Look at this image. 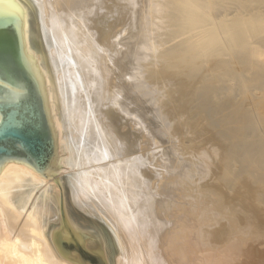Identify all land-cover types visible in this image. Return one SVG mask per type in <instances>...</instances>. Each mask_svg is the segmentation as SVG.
I'll return each instance as SVG.
<instances>
[{"label":"bare ground","instance_id":"1","mask_svg":"<svg viewBox=\"0 0 264 264\" xmlns=\"http://www.w3.org/2000/svg\"><path fill=\"white\" fill-rule=\"evenodd\" d=\"M17 1L68 217L71 202L122 236L126 254L107 264H264V0ZM109 104L140 126L134 150ZM33 185L57 199L49 236L56 206L22 210ZM64 223L59 183L6 162L0 264H84L53 237Z\"/></svg>","mask_w":264,"mask_h":264},{"label":"water","instance_id":"2","mask_svg":"<svg viewBox=\"0 0 264 264\" xmlns=\"http://www.w3.org/2000/svg\"><path fill=\"white\" fill-rule=\"evenodd\" d=\"M24 12L17 0H0V172L6 162L27 164L59 183L65 209L58 237L68 258L107 264L97 227L69 219L62 188L58 123L52 122L45 76L24 44Z\"/></svg>","mask_w":264,"mask_h":264},{"label":"rangeland","instance_id":"3","mask_svg":"<svg viewBox=\"0 0 264 264\" xmlns=\"http://www.w3.org/2000/svg\"><path fill=\"white\" fill-rule=\"evenodd\" d=\"M140 32H141V29H140ZM57 63V62H56ZM59 67H61V65H59ZM66 86V85H65ZM66 100V99H65ZM68 100V99H67ZM64 102H68V101H64ZM112 104H109L108 105V107L110 108H108V112L113 116V117H115V118H117V119H119V121H120V123H119V126H118V132L121 134V135H124L126 138H127V140H128V144L126 145V147H125V149H127V150H129V151H131V150H134V147H133V144H135V143H137L138 142V140L140 139V138H142L143 136L142 135H144L143 134V132L140 130V126H138L137 125V123L136 124H134L135 123V120H133L130 116H127V115H125V114H123V113H121L120 111H117V109L114 107V105H112ZM64 107H65V104H64ZM106 108V109H107ZM114 109V110H113ZM116 109V110H115ZM114 111H116V112H114ZM120 112V113H119ZM115 113H116V115H115ZM118 113V114H117ZM122 114V115H121ZM119 115H121V116H119ZM120 118H119V117ZM122 117V118H121ZM129 120H132L131 122L129 121ZM134 121V122H133ZM128 122H130V124L128 123ZM123 124V125H122ZM125 124V125H124ZM128 124V125H127ZM130 125H134V127L132 128V126H130ZM137 125V126H136ZM123 126H125V127H127V128H123ZM122 129H124V130H122ZM135 127H136V129H135ZM130 128V129H129ZM132 129V130H131ZM127 130H128V132H127ZM139 130V131H138ZM128 133V134H127ZM140 133H142V134H140ZM131 135V136H130ZM136 135V138L134 137ZM140 136H142V137H140ZM84 139H85V134H84ZM129 137V138H128ZM139 138V139H138ZM86 142V141H85ZM97 143H98V148H99V150L101 151V155L104 157V156H106L107 154H110V153H112L110 150H108V149H105L104 148V146L101 144V142H99V141H97ZM130 144V145H129ZM131 146V147H130ZM73 169H75V168H69V171H67L68 172V174H72L73 176H74V174H76V172H77V169H75V170H73ZM65 174H67V173H65ZM66 176V175H65ZM33 187V191H32V200L30 199L28 202H27V204H26V206L25 207H22V210L24 211V212H27V211H29V210H32L33 208H35L38 204H39V202H42V200H43V203H46V202H49L51 205H52V207L54 208L55 206V210H54V215H53V217H48V218H44V221L46 222V227H47V230H46V236H49V234L51 233V231H52V226H55V224H57L58 222H59V220H60V213H59V207H58V205H57V199H56V197H55V194L53 193L52 194V191L48 188V190L46 191V192H44V191H42V189L39 187V186H36V185H33L32 186ZM20 190L21 189H17L16 190V192L15 193H19L20 192ZM19 191V192H18ZM50 198L49 200H48V198ZM52 198H53V200H52ZM47 199V200H46ZM54 203H53V202ZM37 202V203H36ZM53 204H52V203ZM34 203V204H33ZM56 203V205H54ZM67 206L69 207V209H70V211H69V213H70V215H71V217H72V220H74V221H77L78 220V222H80V221H85V222H83L82 223V225L85 227V228H94V227H97L98 228V231H99V234H100V237H101V240H102V244H103V247H104V254L105 255H107V257H109L108 259H114V258H117V257H122V256H124L123 254L125 253L126 254V251L124 252V248L125 247H123L124 246V242L122 241L123 239H120V238H122V236L119 234V235H117L119 232H117V230H116V228L114 227V225H113V227H112V229L113 230H111V232H109L110 233V241L108 240V237L105 235V233H104V228L102 227V222L101 221H99V220H96V219H94L92 216H89V217H85L84 218V216H79V212H77L76 211V209H74L75 207H74V205L70 202V204L69 203H67ZM57 208V209H56ZM73 209V210H72ZM27 210V211H26ZM58 215V216H57ZM77 217V218H76ZM106 218H108V221L110 222V223H112L111 221H110V219H109V217H106ZM58 219V220H57ZM48 220V221H47ZM81 223V222H80ZM54 224V225H53ZM111 225V224H110ZM107 227V226H106ZM51 230V231H50ZM114 230H116V231H114ZM123 242V243H122ZM122 244V245H121ZM122 246V247H121ZM112 257V258H111Z\"/></svg>","mask_w":264,"mask_h":264}]
</instances>
